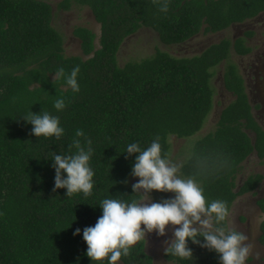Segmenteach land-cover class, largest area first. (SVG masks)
<instances>
[{
	"label": "trees",
	"instance_id": "16d2710c",
	"mask_svg": "<svg viewBox=\"0 0 264 264\" xmlns=\"http://www.w3.org/2000/svg\"><path fill=\"white\" fill-rule=\"evenodd\" d=\"M165 3L167 12L160 10ZM74 5L88 8L100 25L99 47L94 32L76 26L72 34L80 41L81 54L66 56L48 2L0 0V264H108L107 258L97 262L87 257L83 229L102 215V200L139 199L128 185L138 155L125 153L131 143L143 150L159 137L161 157L168 159L170 136H193L179 174L202 187L206 202L223 201L228 210L236 197L252 192L261 181V175L254 174L236 184L251 153L255 151L260 163L264 160V130L231 59V49L239 55L248 52L243 39L232 43L223 37L191 57L157 49L123 66L117 63V52L125 38L143 27L156 32L165 45L221 32L264 11V0H61L56 11ZM221 63L230 99L213 127L195 135L220 103L214 102L212 78ZM77 65L79 92L64 79L53 81L59 68L70 74ZM59 98L65 100L62 111L54 108ZM31 111L58 117L64 129L61 138L32 135V125L22 119ZM78 129L84 137H76ZM86 138L93 149L91 195L54 192L53 154H69L74 139L86 147ZM257 206L264 212V199ZM215 226L226 230L225 221ZM77 228L80 234L73 235ZM260 229L264 245V222ZM188 247L190 257L164 252V258L174 264H219L215 252L191 240ZM119 263L153 264L142 239Z\"/></svg>",
	"mask_w": 264,
	"mask_h": 264
},
{
	"label": "clouds",
	"instance_id": "9594fccd",
	"mask_svg": "<svg viewBox=\"0 0 264 264\" xmlns=\"http://www.w3.org/2000/svg\"><path fill=\"white\" fill-rule=\"evenodd\" d=\"M160 10L167 12V4ZM79 72L78 65L70 74H66L61 67L53 76V81L64 79L74 93L79 92ZM257 105L252 110L256 108L255 110L261 111L254 114L255 117L264 118V101ZM65 106L63 98L54 102L57 111H62ZM22 119L32 125L31 134L36 137H55L59 140L63 135L64 129L59 126V118L46 111L39 114L31 111ZM75 135L77 138L84 137V132L78 129ZM91 144L92 141L87 138L86 147L81 144L80 139H74L69 145V154H53L51 160L55 170L54 192L57 189H66L67 197L81 192L86 197L91 195L94 176L89 166L93 151ZM73 148L76 149L74 154ZM125 153L128 156L138 154L131 175L138 178V182L132 185V191L139 194V199L131 203L119 198L101 201L102 215L94 226L83 229V240L87 245L86 255L91 261L99 262L107 258L108 264H116L122 254L127 256L130 248L147 234L155 232L163 237L166 229L171 226L172 238L164 241L165 255L171 253L180 258L192 256V250L188 247V241L191 240L192 243L215 252L219 257V264H245L252 248L250 243H245L248 238L235 230L226 232L223 227L214 226L220 225L228 216L226 203L219 200L206 202L202 187L193 178H183L179 174L180 165L161 157L159 137L143 150L137 143H131ZM154 191L173 193L174 196L154 202L151 195ZM80 232L77 228L73 235H79ZM198 236L203 238V242L197 239ZM148 255L153 263V257ZM162 257L164 258V253Z\"/></svg>",
	"mask_w": 264,
	"mask_h": 264
},
{
	"label": "rangeland",
	"instance_id": "374dc122",
	"mask_svg": "<svg viewBox=\"0 0 264 264\" xmlns=\"http://www.w3.org/2000/svg\"><path fill=\"white\" fill-rule=\"evenodd\" d=\"M43 1L48 2L52 6L53 12L55 13V16L53 18V25L63 35L64 55L70 56V55L81 54L80 41L72 34V31L76 26H82L94 32L96 34L95 46L96 48L99 47L98 38L100 34V25L94 20V17L88 8L78 7L77 5H74L69 11H56V4L61 0H43ZM226 35L225 33H220V34L215 33V34H207V35L199 33L196 36L190 38L189 40L181 44L165 45L159 41L156 32H154L150 28L143 27L133 35L125 38V40L122 42L117 52V63L119 66H123L124 63L128 61H139L141 59L153 55V53L157 49L166 51L170 55L176 57H191L193 55L199 54L211 43L217 42L219 39L225 37ZM234 35L235 34L233 32L228 34L227 36L232 37ZM236 63L237 65L242 64L243 67H245L246 62H244L243 59L240 58V60H237ZM223 64L224 63H221L215 69V75L212 78V85L215 91L214 102L220 101V103L219 105L215 104L213 112L209 115L207 123L205 121L206 126L204 123L202 129L195 135L207 132L211 127H213V124L217 119L218 111L223 105L228 103V100L230 99L229 94H227L224 91L222 85ZM240 72L242 73L244 80L247 82V80L250 78L248 76V73H246L244 70H240ZM260 111L261 109L252 110L253 114L256 113L258 114L260 113ZM189 140H193V136L192 138L190 137L186 139H178L175 136H170L169 138L170 153L168 159H170L173 163H176L178 165H180V163L184 161L185 158L187 159L188 157L187 154H189L188 148L190 146ZM254 158L255 157H253L252 159L253 165L250 167L251 169L256 168V165H254L253 162L255 161ZM247 171L243 170V172L245 173ZM243 176L240 175L237 176V186H239V182L243 178ZM137 182H138V178H135L132 175L129 176L128 185L132 186L134 183ZM151 195L153 197L154 202H157V199L163 200V199L172 198L174 196L173 193H162L155 191L152 192ZM236 207L237 206L235 207L233 206V209L235 210ZM230 208L228 210L229 214H230ZM230 218L231 215L229 217L227 216L225 219L226 232L235 229L234 223L236 221H233V223L231 224L232 221L229 220ZM166 237H167L166 240H170L172 238L171 226H169V228L166 229V235L163 237L158 236L155 232H153L147 234L142 239L144 242L145 252H147L153 257V264H172L170 262L165 261L164 258L162 257V252L164 251L165 248L164 241H166L163 240V238ZM245 264H264V261L258 260V262L255 263L254 262L248 263L245 260Z\"/></svg>",
	"mask_w": 264,
	"mask_h": 264
},
{
	"label": "crops",
	"instance_id": "0c3cea01",
	"mask_svg": "<svg viewBox=\"0 0 264 264\" xmlns=\"http://www.w3.org/2000/svg\"><path fill=\"white\" fill-rule=\"evenodd\" d=\"M233 32L235 34L234 36H227ZM220 33H225V35L227 33L225 37L229 38L232 43L238 38L243 39V44L248 49V52L244 55H239L231 49V59L235 63L237 60H240V58L246 62L245 67H243L242 64L237 66H239V71L244 70L250 77L247 82L244 80L249 103L252 108L258 106L257 104H259L260 101H262V103L264 101V11L242 23H233L227 29L217 34ZM240 74L242 75L241 72ZM261 96H263V99L259 100ZM255 118L257 123L264 130V118L261 116H256ZM253 157H255V161H253L254 165H256L255 169L250 168L253 165ZM243 170L248 171L245 173ZM254 174L261 175V181L258 186L252 192L236 197L230 208V214H228V217L231 215L229 219L232 221L231 224L233 221H236L234 223V230L245 235L248 238L245 243H250L252 245L250 254L246 258V262L248 263H255L258 262V260L264 261V245L261 244L259 240L261 235L260 227L262 222H264V212H261L257 206V202L260 199H264V160L260 163L255 151L242 162L240 172L237 176H244L240 180L239 185L248 176ZM233 206H237L235 210Z\"/></svg>",
	"mask_w": 264,
	"mask_h": 264
},
{
	"label": "flooded vegetation",
	"instance_id": "af4514ba",
	"mask_svg": "<svg viewBox=\"0 0 264 264\" xmlns=\"http://www.w3.org/2000/svg\"><path fill=\"white\" fill-rule=\"evenodd\" d=\"M261 99H263V96L262 97H260V100ZM168 237V236H167ZM167 237L166 238H163V240H166L167 239ZM162 253H164V251L162 252ZM165 260V259H164ZM165 261H167V260H165ZM167 262H170V261H167ZM170 263H172V262H170ZM172 264H174V263H172Z\"/></svg>",
	"mask_w": 264,
	"mask_h": 264
}]
</instances>
